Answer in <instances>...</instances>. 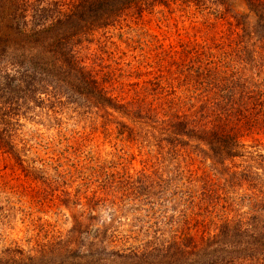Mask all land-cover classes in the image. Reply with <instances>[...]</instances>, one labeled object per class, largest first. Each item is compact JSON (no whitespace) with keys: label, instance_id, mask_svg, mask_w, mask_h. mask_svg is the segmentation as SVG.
I'll return each mask as SVG.
<instances>
[{"label":"trees","instance_id":"obj_1","mask_svg":"<svg viewBox=\"0 0 264 264\" xmlns=\"http://www.w3.org/2000/svg\"><path fill=\"white\" fill-rule=\"evenodd\" d=\"M174 1L0 0L2 148L14 149L6 135L12 112L40 107L46 96L47 104L57 98L75 111L96 110L114 121L118 135L157 152L147 160L153 172L119 182L118 198L87 199V213L72 214L70 229L45 234L31 250L1 252L0 264H264V156L253 159L243 142L248 131L264 135V1L210 0L241 29L236 36L243 46L232 49L233 60L261 71L238 76L211 54L207 62L195 56L182 67L186 84L221 92L206 124L179 114L159 123L151 108L144 112L110 94L80 58L82 44L95 32ZM245 43L256 49L245 50ZM134 126H142L146 137ZM180 149L189 154L179 155ZM193 155L208 163L200 177L186 163ZM168 158L171 168L163 166ZM115 201L140 205L135 211L142 215L120 221L123 207ZM106 202L116 206L107 223L95 210Z\"/></svg>","mask_w":264,"mask_h":264},{"label":"rangeland","instance_id":"obj_2","mask_svg":"<svg viewBox=\"0 0 264 264\" xmlns=\"http://www.w3.org/2000/svg\"><path fill=\"white\" fill-rule=\"evenodd\" d=\"M241 33L210 0H177L95 32L82 44L80 58L110 94L144 112L151 108L159 123L168 115L179 114L206 124L212 102L219 100L221 92L211 90L208 94L186 84L182 67L195 56L207 62L211 54L214 57L209 59L234 67L238 76L257 74L261 71L258 67L253 65L252 71L250 63L245 66L244 60H233L232 49L243 46L236 36ZM231 41L236 45H230ZM244 45L245 50L256 49L253 44ZM42 98L45 104L40 107L12 112L6 135L14 149L0 146V254L17 247L31 250L45 234L64 233L71 228L72 214L87 213V199L95 196L111 201L112 193L118 198L119 182L127 178L135 181L155 168L147 160H154L156 148L132 141L127 134L118 135L114 121H106L94 109L75 111L59 104L57 98L50 99L52 104H47L46 96ZM159 123L152 128L158 129ZM141 127L133 128L141 135ZM4 128L0 125L1 131ZM145 128L153 134L154 130ZM248 133L243 138L246 150L253 159L264 156V135ZM178 154L185 157L189 153L180 149ZM186 163L190 171L197 172L196 177L208 164L195 155ZM173 164L168 158L163 166L171 168ZM66 199L68 207L63 205ZM115 202L123 207L117 212L122 222L142 215L135 211L143 208L140 205ZM115 208L106 202L95 210L99 220L107 223L109 209Z\"/></svg>","mask_w":264,"mask_h":264}]
</instances>
